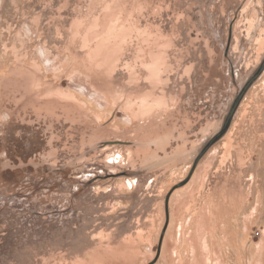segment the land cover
Instances as JSON below:
<instances>
[{
    "label": "rangeland",
    "instance_id": "374dc122",
    "mask_svg": "<svg viewBox=\"0 0 264 264\" xmlns=\"http://www.w3.org/2000/svg\"><path fill=\"white\" fill-rule=\"evenodd\" d=\"M263 63L264 0H0V264H264Z\"/></svg>",
    "mask_w": 264,
    "mask_h": 264
},
{
    "label": "water",
    "instance_id": "95a60500",
    "mask_svg": "<svg viewBox=\"0 0 264 264\" xmlns=\"http://www.w3.org/2000/svg\"><path fill=\"white\" fill-rule=\"evenodd\" d=\"M263 68H264V63L261 64V65L258 67V69H257L255 75L253 76V78L257 77L258 74L262 71ZM239 98H240V97H239ZM239 98H237V99L233 102V104L231 105V107H230L228 113L226 114V117H225V119H224L226 124H227V123L229 122V120L231 119V117H232V115H233V112H234V110H235V108H236V106H237V104H238V102H239Z\"/></svg>",
    "mask_w": 264,
    "mask_h": 264
},
{
    "label": "bare ground",
    "instance_id": "6f19581e",
    "mask_svg": "<svg viewBox=\"0 0 264 264\" xmlns=\"http://www.w3.org/2000/svg\"><path fill=\"white\" fill-rule=\"evenodd\" d=\"M79 81H80V80H79ZM79 81H78V85H80ZM73 83H74V82H73ZM81 83H82V82H81ZM82 84H83V83H82ZM82 84H81V86H79L80 89H82V90H86V89H88V90H89V87H88L89 85H88V84H87L88 86H85L86 84H85L84 86H82ZM76 85H77V80H76ZM72 86H73V85H72ZM74 87H75V86H74ZM87 87H88V88H87ZM76 88H78V87L76 86ZM85 88H86V89H85ZM80 89H79V90H80ZM94 89H96V88H94ZM92 90H93V89H92ZM80 91H81V90H80ZM93 91H96V90H93ZM82 92H83V91H82ZM89 92H90V91H89ZM96 92H97V91H96ZM98 92H99V91H98ZM85 93H86V92H85ZM87 94H89V93H87ZM101 94H102V93H101ZM90 95H91V93H90ZM93 95H94V94H93ZM93 95H92V96H93ZM88 97H90V96H88ZM95 97H98V96H95ZM92 98H93V97H92ZM202 213H203V212H202ZM204 218H205V217H204ZM204 218H203V219H204ZM201 220H202V219H201ZM190 240H192V239H190ZM193 241H194V240H193ZM195 243H196V242H195ZM189 244H190V243H189ZM192 245H193V244H192ZM206 245H207V244H206ZM202 246H204V245L202 244ZM196 247H197V246H196ZM190 248H192V246H191ZM193 250H194V249H192V251H193ZM193 252H194V251H193ZM195 252H196V251H195Z\"/></svg>",
    "mask_w": 264,
    "mask_h": 264
}]
</instances>
